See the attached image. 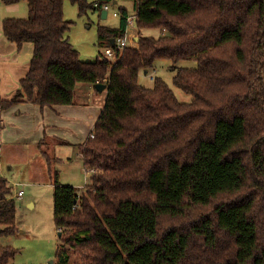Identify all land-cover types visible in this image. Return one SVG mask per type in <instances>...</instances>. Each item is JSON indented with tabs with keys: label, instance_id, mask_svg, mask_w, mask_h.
I'll return each mask as SVG.
<instances>
[{
	"label": "trees",
	"instance_id": "trees-1",
	"mask_svg": "<svg viewBox=\"0 0 264 264\" xmlns=\"http://www.w3.org/2000/svg\"><path fill=\"white\" fill-rule=\"evenodd\" d=\"M65 1L80 17L101 16L108 2L0 0L27 3L28 18L3 19L2 34L17 49L33 45L27 75L0 110L20 98L72 105L78 84L106 86L94 137L79 146L91 183L79 192L54 174L56 264H264V0H136L135 46L111 44L125 36L124 8L116 27H98V46L115 48V62L101 52L80 60ZM157 59L196 62L173 78L191 102L160 78L139 85ZM12 194L0 172V236L18 231ZM213 202L183 229L161 226ZM17 253L0 246V264Z\"/></svg>",
	"mask_w": 264,
	"mask_h": 264
},
{
	"label": "rangeland",
	"instance_id": "rangeland-1",
	"mask_svg": "<svg viewBox=\"0 0 264 264\" xmlns=\"http://www.w3.org/2000/svg\"><path fill=\"white\" fill-rule=\"evenodd\" d=\"M89 3L96 2L97 0H87ZM109 7V12L106 19H102L99 11H88L86 15L78 16V8L71 4L69 1L64 3V18L72 22L70 30L66 36L69 39L72 46L79 52L80 60L84 62H93L99 53H104L106 46H98V27H116L119 23L120 17L113 16L116 12L120 15V9L124 8L129 16L135 14L136 0H106ZM113 2H116L113 5ZM18 5V6H15ZM9 5L0 3V18H14V19H26L29 16V11L26 2H20L14 4L11 8H7ZM12 10V11H11ZM129 36L134 38L133 42L128 41V45L135 46V38L138 39L139 31L133 25L130 27ZM143 36L159 37L163 32L158 29H143L140 32ZM132 43V44H131ZM115 57L111 58L112 62H115ZM196 62L192 60H183L177 63H173L168 59H157L154 62L152 68L146 73L141 71L138 78L139 85L145 88H152L154 85V78H160L167 86L173 91L176 98L183 103L192 101V97L185 94L182 90L176 87L173 83V78L176 72L180 68H195ZM84 84H78L81 87ZM106 94V92H105ZM97 96L104 98V92H97ZM53 146V145H51ZM52 150V147H50ZM58 152L56 151V154ZM54 154V153H53ZM70 155V150H68ZM51 156V152H49ZM72 158L74 163L71 166L68 164L59 163L56 164L51 161V171L44 162L39 160H33L31 165L34 170L30 175L21 171L20 174L15 175L10 179V185L13 189V193L23 190L24 195L16 199L17 205V233L11 235L0 236V246H11L18 250L13 264H56V249L58 240L61 238L56 230L54 223V183L57 181L54 178L55 172L58 173V179L60 178L65 182H76V185H80L78 181L79 172L75 170L76 152L72 151ZM79 159V158H78ZM56 168V169H55ZM91 175V174H90ZM85 178L84 185L79 192L84 191L85 187L91 183L89 175H83ZM83 176H81V182L83 183ZM33 179L38 185L28 186L20 185L13 186L12 181L23 182V178ZM47 179V180H46ZM51 179V180H50ZM49 180V181H48ZM28 182V179H25ZM25 182V183H26ZM60 182V181H58ZM45 183V184H44ZM41 184V186H40ZM13 196V195H12ZM33 203L34 207L28 204ZM207 207H200L192 210L187 216L171 220L163 219L161 221L162 227L178 226L179 228H185L189 223L196 221L198 218L211 213L213 205ZM60 242V241H59ZM76 258L75 254L71 256V261Z\"/></svg>",
	"mask_w": 264,
	"mask_h": 264
},
{
	"label": "crops",
	"instance_id": "crops-1",
	"mask_svg": "<svg viewBox=\"0 0 264 264\" xmlns=\"http://www.w3.org/2000/svg\"><path fill=\"white\" fill-rule=\"evenodd\" d=\"M114 3L116 4L113 2V5ZM12 6L14 5H9L7 8ZM3 19L5 18H0V97L4 101H10L19 89L20 81L29 71L33 45L25 43L17 49L15 44L7 41L2 34ZM103 92L104 98L96 95L97 91L92 85L84 84L76 88L75 101L72 105L41 109L32 101L20 98L11 107L0 110V172L2 176L10 181L15 171L17 174L25 171L30 175L34 170L31 165L33 160H39L48 166L47 158H50L56 166L59 163L68 164L67 167L71 166L74 163L72 151H75L77 156L75 170L79 172L80 185H76V182H65L61 178L59 181L62 185L82 189L85 182L83 175L88 173L83 166L79 146L90 137L103 109L106 96L105 90ZM81 176H83V183ZM25 179L29 181L26 182ZM22 181H12V185H38V181L36 183L28 177L23 178ZM28 205L34 207L33 203Z\"/></svg>",
	"mask_w": 264,
	"mask_h": 264
},
{
	"label": "built area",
	"instance_id": "built-area-1",
	"mask_svg": "<svg viewBox=\"0 0 264 264\" xmlns=\"http://www.w3.org/2000/svg\"><path fill=\"white\" fill-rule=\"evenodd\" d=\"M102 10L107 11V15H108V12L110 11L107 4L103 5ZM113 16H115V17H121L116 12L113 13ZM134 18H135L134 15L133 16H127L126 17V24H127V26H126V33H125V36L123 38H117V39H115L114 45H115V48L116 49L122 50V49L126 48L127 46H131L130 44L128 45V41L129 42H133L134 41V39L129 36V32H128L129 28L130 27H133V25H134ZM115 48L106 47V49H105V51H104V53L102 55L105 58H108V59L114 58L115 55H116V49ZM93 137H94V135L91 134L89 138H93ZM86 171H87V173L89 175L91 174V171H88V170H86ZM13 186L16 187L17 185L16 184H13ZM12 195H13V198H19V197H21L23 195V191L22 190H19L17 192H14Z\"/></svg>",
	"mask_w": 264,
	"mask_h": 264
},
{
	"label": "water",
	"instance_id": "water-1",
	"mask_svg": "<svg viewBox=\"0 0 264 264\" xmlns=\"http://www.w3.org/2000/svg\"><path fill=\"white\" fill-rule=\"evenodd\" d=\"M115 4V3H114ZM101 17H102V19H106V17H107V11H105V10H102V12H101ZM114 39H112V41H111V44L112 45H114ZM135 41L137 42L138 41V39L136 38L135 39ZM146 73V72H145ZM94 88H95V90L97 91V92H102V91H104V89L106 88V86L104 85V84H96L95 86H94ZM59 235H60V233H59Z\"/></svg>",
	"mask_w": 264,
	"mask_h": 264
}]
</instances>
